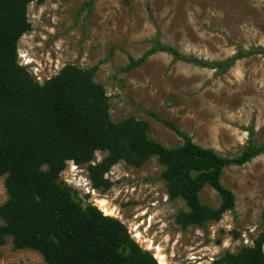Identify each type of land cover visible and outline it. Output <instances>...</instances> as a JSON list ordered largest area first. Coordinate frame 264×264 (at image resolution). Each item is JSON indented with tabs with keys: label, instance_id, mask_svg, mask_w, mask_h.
Listing matches in <instances>:
<instances>
[{
	"label": "rangeland",
	"instance_id": "374dc122",
	"mask_svg": "<svg viewBox=\"0 0 264 264\" xmlns=\"http://www.w3.org/2000/svg\"><path fill=\"white\" fill-rule=\"evenodd\" d=\"M89 2L29 6L32 30L19 42L18 60L37 82L44 84L68 65L98 67L95 81L106 90L113 121H148L149 137L168 148L181 147L183 140L152 114L223 157L244 151L250 128L255 141L264 143L263 56L240 59L225 71L157 53L142 67L121 72L130 58L140 59L155 44L211 64L264 50V0H96L90 7ZM105 155L98 152L93 164ZM163 171L155 157L141 168L121 162L107 175L113 187L102 193L92 189L87 166L69 163L61 181L79 192L84 205L124 223L158 264H212L253 245L264 225V155L224 171L222 183L235 195L236 207L203 227L178 224V215L188 209L184 201L169 199ZM5 180L0 177V207L8 199ZM201 201L212 208L221 204L211 188ZM0 264L46 263L35 251L14 249L7 238Z\"/></svg>",
	"mask_w": 264,
	"mask_h": 264
},
{
	"label": "trees",
	"instance_id": "16d2710c",
	"mask_svg": "<svg viewBox=\"0 0 264 264\" xmlns=\"http://www.w3.org/2000/svg\"><path fill=\"white\" fill-rule=\"evenodd\" d=\"M34 2L45 0H0V177H6L8 196L0 207V246L11 238L14 249L35 251L46 264H158L124 223L93 204L84 205L79 192L61 181L68 164L87 166L92 189L106 193L113 187L107 175L119 163L141 168L157 158L164 167L169 199L184 201L188 209L177 217L187 229L220 222L234 211L236 198L223 185V173L264 155V143L255 141L250 128L244 151L223 157L152 114L183 140L181 147L168 148L149 137L148 121L136 117L113 121L106 90L95 81L98 67L68 65L40 84L18 60L19 42L32 30L28 8ZM157 53L225 71L240 59L264 57V50L258 49L211 64L155 44L140 59L130 58L121 72L142 67ZM98 152L106 155L93 164ZM206 188L218 194V208L202 203ZM212 264H264V225L252 246L228 252Z\"/></svg>",
	"mask_w": 264,
	"mask_h": 264
}]
</instances>
